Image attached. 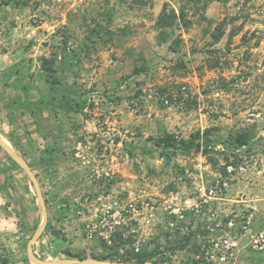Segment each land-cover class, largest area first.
I'll list each match as a JSON object with an SVG mask.
<instances>
[{"label":"rangeland","instance_id":"1","mask_svg":"<svg viewBox=\"0 0 264 264\" xmlns=\"http://www.w3.org/2000/svg\"><path fill=\"white\" fill-rule=\"evenodd\" d=\"M206 1L0 0V53L105 78L67 116L0 100L34 178L0 146V264H264V0Z\"/></svg>","mask_w":264,"mask_h":264},{"label":"crops","instance_id":"2","mask_svg":"<svg viewBox=\"0 0 264 264\" xmlns=\"http://www.w3.org/2000/svg\"><path fill=\"white\" fill-rule=\"evenodd\" d=\"M82 48L83 55L86 49L84 46ZM67 50L69 56H65L62 62H57L60 66L58 64L56 68L58 70L53 82L47 79L42 67L35 63L36 59L24 58L25 54L18 50L16 53H0V100L8 107L9 117L11 114L16 119L21 114L29 116L42 112L46 114V109L50 108L59 109L58 114L67 116L70 114L65 107L68 103L74 106L72 103L76 101L78 106L83 107L89 97L88 92L95 97L101 89H105L103 86L105 78L101 75L103 68L89 70L81 59V53L77 56L80 57L79 60L70 56L73 53L70 47H67ZM31 52L32 49L28 57L37 55ZM107 71L106 69L104 72ZM109 87L113 88L106 93H115L118 89L115 85Z\"/></svg>","mask_w":264,"mask_h":264},{"label":"water","instance_id":"3","mask_svg":"<svg viewBox=\"0 0 264 264\" xmlns=\"http://www.w3.org/2000/svg\"><path fill=\"white\" fill-rule=\"evenodd\" d=\"M0 146L23 168V170L27 173V175L34 181L33 175L31 174L29 168L27 167L26 163L18 157L14 152H12L2 141L0 138ZM34 184H36L34 182ZM41 199V197H40ZM29 256L31 260L36 264H125V263H117V262H109V261H101L95 259H84V260H57V261H44L36 258L32 253L31 250L28 249ZM144 264H151V263H144Z\"/></svg>","mask_w":264,"mask_h":264},{"label":"trees","instance_id":"4","mask_svg":"<svg viewBox=\"0 0 264 264\" xmlns=\"http://www.w3.org/2000/svg\"><path fill=\"white\" fill-rule=\"evenodd\" d=\"M209 1L210 0H207L206 2H205V5L206 4H208L209 3ZM168 14H166V12H165V8L162 10V12H161V15H160V18H159V20H158V23H162L163 22V18L165 17V16H167ZM184 10L183 9H181L180 10V13H179V17L181 18V19H183L184 18ZM172 17H176V14H172ZM220 39V35H218V36H216L215 38H214V40L215 41H218ZM161 141H158V140H156L155 141V144L156 145H159V143H160ZM242 144H244V142L242 143ZM167 146H169V147H176L175 145V142H174V140L173 139H171L170 141H168V143L166 144ZM139 261H143V260H139Z\"/></svg>","mask_w":264,"mask_h":264},{"label":"built area","instance_id":"5","mask_svg":"<svg viewBox=\"0 0 264 264\" xmlns=\"http://www.w3.org/2000/svg\"><path fill=\"white\" fill-rule=\"evenodd\" d=\"M223 184L225 185L226 183L224 182ZM211 192H212V190H211ZM136 250H137V248H136Z\"/></svg>","mask_w":264,"mask_h":264}]
</instances>
